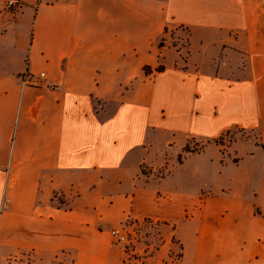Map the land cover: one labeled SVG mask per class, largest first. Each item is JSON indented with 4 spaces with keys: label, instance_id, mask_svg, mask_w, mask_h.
<instances>
[{
    "label": "crops",
    "instance_id": "1",
    "mask_svg": "<svg viewBox=\"0 0 264 264\" xmlns=\"http://www.w3.org/2000/svg\"><path fill=\"white\" fill-rule=\"evenodd\" d=\"M5 2L0 264H264V0Z\"/></svg>",
    "mask_w": 264,
    "mask_h": 264
},
{
    "label": "rangeland",
    "instance_id": "2",
    "mask_svg": "<svg viewBox=\"0 0 264 264\" xmlns=\"http://www.w3.org/2000/svg\"><path fill=\"white\" fill-rule=\"evenodd\" d=\"M15 8H7V10H14ZM167 31H169L167 29ZM20 33H25V30L22 28L19 30ZM188 35L189 32L184 27H179L176 30H171L170 33L164 34V39L167 38H175L174 42L175 44H180L181 48L183 49L184 53L187 51V41H188ZM198 35V32L196 31L193 34V38H196ZM181 38V39H180ZM195 41V40H194ZM196 46L197 42H194L193 50L196 52ZM174 58L172 55L169 56V61ZM247 131H241V129L234 128L232 131L228 132L224 137L220 138V141H222L225 146L224 149H228L227 146L229 143L233 142L236 139H243L245 137H248ZM199 143L195 142L194 140H190L188 143V148H196ZM242 148L247 147V145L241 146ZM174 158L171 159L168 166L171 167L172 162L177 159L176 153H174ZM259 157V156H258ZM216 173V170H214V174ZM128 234V242L123 243L125 245L126 252L128 253V258H138V259H144L146 256H149L153 251L154 248L152 246H158L160 243V239L162 238L160 227L154 223H150L149 221L143 222L140 226L136 227L134 231L132 230H126ZM152 245V246H151ZM137 247V251H136ZM180 255V249L177 248L176 250H173L171 253V258L168 260L169 262H172L176 260V257Z\"/></svg>",
    "mask_w": 264,
    "mask_h": 264
},
{
    "label": "built area",
    "instance_id": "3",
    "mask_svg": "<svg viewBox=\"0 0 264 264\" xmlns=\"http://www.w3.org/2000/svg\"><path fill=\"white\" fill-rule=\"evenodd\" d=\"M19 6H21V0H6L5 2L6 8H17ZM111 234L117 242L127 243L129 241L128 234L124 227L112 229Z\"/></svg>",
    "mask_w": 264,
    "mask_h": 264
},
{
    "label": "trees",
    "instance_id": "4",
    "mask_svg": "<svg viewBox=\"0 0 264 264\" xmlns=\"http://www.w3.org/2000/svg\"><path fill=\"white\" fill-rule=\"evenodd\" d=\"M162 69H163L162 66H159V67L157 68V70H162ZM144 70H145L146 72H151V71H152L151 67H149V66H145ZM218 142L222 143V142L219 141V140H218ZM188 149H189V148H188Z\"/></svg>",
    "mask_w": 264,
    "mask_h": 264
}]
</instances>
